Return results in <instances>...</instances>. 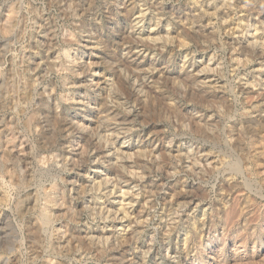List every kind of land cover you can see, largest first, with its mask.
<instances>
[{"label":"rangeland","instance_id":"374dc122","mask_svg":"<svg viewBox=\"0 0 264 264\" xmlns=\"http://www.w3.org/2000/svg\"><path fill=\"white\" fill-rule=\"evenodd\" d=\"M61 1L0 0V264H262L264 0Z\"/></svg>","mask_w":264,"mask_h":264},{"label":"bare ground","instance_id":"6f19581e","mask_svg":"<svg viewBox=\"0 0 264 264\" xmlns=\"http://www.w3.org/2000/svg\"><path fill=\"white\" fill-rule=\"evenodd\" d=\"M49 1V0H48ZM57 1V0H56ZM63 1V0H62ZM61 1V2H62ZM71 1V0H70ZM128 1V0H127ZM130 1V0H129ZM202 1V0H201ZM200 1V2H201ZM12 2V1H11ZM133 2V1H132ZM203 2V1H202ZM217 2V1H216ZM65 3V2H64ZM124 4H127L128 5V2H126V3H124ZM134 4V3H133ZM133 4H131V5H133ZM208 5H209V3H207ZM127 5H125V6H127ZM136 5V4H135ZM147 6V5H146ZM214 6V5H213ZM213 6H211V7H213ZM75 7V6H74ZM81 7V6H80ZM128 7V6H127ZM129 7H132V6H130L129 5ZM201 7H202V5H201ZM208 7V6H207ZM206 7V8H207ZM210 7V6H209ZM138 8V7H137ZM141 8V7H140ZM15 9V8H14ZM128 9V8H127ZM130 9V8H129ZM145 8H143V10H144ZM196 9V8H195ZM199 9H201V8H199ZM133 10H135V9H133ZM139 10V9H138ZM141 10H142V8H141ZM142 10V11H143ZM149 10V9H148ZM147 10V11H148ZM207 10V9H206ZM208 10H209V8H208ZM211 10V9H210ZM6 11H9V10H6ZM196 11V10H195ZM128 12L129 11H127V14H128ZM10 13V12H9ZM13 13V12H12ZM135 13H136V11H135ZM149 13V12H148ZM5 14V13H4ZM131 14V13H130ZM138 14H139V12H138ZM182 14V13H181ZM258 14V13H257ZM17 15V14H16ZM15 15V16H16ZM6 17V16H5ZM10 17V16H9ZM7 18V17H6ZM5 18V19H6ZM14 18V17H13ZM138 22H141L142 20H143V18H144V14L143 13H141V14H139L138 15ZM147 18V17H146ZM228 18V17H227ZM9 19V18H8ZM150 19H151V17H150ZM7 21V20H6ZM13 21V20H12ZM12 21H11V23H12ZM151 21V20H150ZM201 21V20H200ZM231 21V20H230ZM2 22V21H1ZM10 22V21H9ZM190 22V21H189ZM6 23H8V22H6ZM182 23V22H181ZM9 24V23H8ZM164 24V23H163ZM184 24V23H183ZM140 25H142V24H140ZM199 25V24H198ZM122 26V25H121ZM147 26H149V25H147ZM262 26V25H261ZM15 28V27H14ZM157 28V27H156ZM159 29V28H158ZM163 29V28H162ZM175 29V28H174ZM150 30V29H149ZM165 30V29H164ZM167 30H169V29H167ZM188 30V29H187ZM235 30V29H234ZM144 31V30H143ZM154 32V30H153V28L151 29V32L149 33V34H152ZM156 32V31H155ZM168 32V31H167ZM236 32V31H235ZM157 33V32H156ZM170 33V32H169ZM174 34V33H173ZM176 34V33H175ZM122 35V34H121ZM141 35V34H140ZM148 35V34H147ZM182 35V34H181ZM253 35V37H256V33H253L252 34ZM250 38L251 37H249V39H248V42H250L251 40H250ZM253 39V38H252ZM258 39V38H257ZM245 40V39H244ZM250 40V41H249ZM259 40V39H258ZM257 41V40H256ZM253 45V43H250V44H248V45ZM247 48V47H246ZM251 49V48H250ZM140 50H143V49H140ZM139 50V51H140ZM145 50V49H144ZM138 51V52H139ZM3 52V51H2ZM264 52V51H263ZM259 53V54H264V53ZM67 53V52H66ZM143 53V52H142ZM146 53V52H145ZM187 56V55H186ZM131 59H132V57H131ZM135 59V58H134ZM137 60H138V58H137ZM130 61V60H129ZM129 61H128V63H129ZM132 61V60H131ZM149 62V61H148ZM131 64V63H130ZM133 64V63H132ZM136 65V64H135ZM159 66V65H158ZM191 67V66H190ZM204 67V66H203ZM140 68V67H139ZM44 71V70H43ZM154 71V70H153ZM150 72V71H149ZM169 72V71H168ZM199 73V72H198ZM36 75V74H35ZM142 75V74H141ZM150 75H152V74H150ZM200 75V74H199ZM203 77H201V78H204L205 80H206V78L208 77V75H205V74H201ZM149 77V76H148ZM144 78V77H143ZM197 78H199V77H197ZM150 79V78H149ZM140 81V80H139ZM192 81V80H191ZM201 81V80H200ZM209 82H211L212 81V79H209L208 80ZM145 82V81H144ZM147 82V81H146ZM206 82H207V80H206ZM3 83V82H2ZM203 83V82H202ZM4 84V83H3ZM139 84V83H138ZM205 84V83H204ZM243 85V84H242ZM139 86V85H138ZM196 86V85H195ZM218 86V85H217ZM249 86V85H248ZM243 88H246L245 86H242ZM248 88V87H247ZM158 90V89H157ZM128 108H130V107H128ZM115 115V114H114ZM118 117V116H117ZM124 117V116H123ZM122 117V118H123ZM106 118V117H105ZM119 118V117H118ZM117 120V119H116ZM126 120V119H125ZM200 120V119H199ZM68 121V120H67ZM103 121V120H102ZM114 121V120H113ZM100 122V121H99ZM70 123V122H69ZM125 123H127V122H125ZM66 125V124H65ZM64 125V126H65ZM125 125V124H124ZM70 128H72V127H70ZM114 129V128H113ZM74 130V129H73ZM115 131V130H114ZM77 132V131H76ZM112 132V131H111ZM9 136V135H8ZM117 137L115 138L114 137V140H113V142L110 144L111 146L110 147H108V149L107 150H109L110 152H117V153H119V152H122V153H127L128 151H130V148L132 147H130L128 144L127 145H125V142L124 141H121V138H120V136L119 135H116ZM66 137V136H65ZM124 137V136H123ZM153 137V136H152ZM156 138V137H155ZM109 139V138H108ZM125 139V138H124ZM78 140H80L79 138H78ZM88 140V139H87ZM146 140V139H145ZM94 141V140H93ZM138 141V140H137ZM147 141V140H146ZM158 142V141H157ZM13 143V142H12ZM92 143V142H91ZM150 143V142H149ZM23 144V143H22ZM77 144V143H76ZM81 144V143H80ZM97 144V143H96ZM16 145V144H15ZM120 145V146H119ZM72 146V145H71ZM70 146V147H71ZM96 147V146H95ZM144 148H146L145 146H143ZM148 147V146H147ZM149 147H151V146H149ZM168 147V146H167ZM175 147V146H174ZM69 148V147H68ZM173 148V147H172ZM93 149V148H92ZM162 149H164V148H162ZM96 150V149H95ZM99 150V149H98ZM97 150V151H98ZM134 150V149H133ZM133 150H132V152H133ZM138 150H139V148H138ZM137 150V151H138ZM155 150V149H154ZM178 150V149H177ZM83 151V150H82ZM167 151V150H166ZM170 151V150H169ZM85 152H87V151H85ZM84 152V153H85ZM92 152V151H91ZM131 152V151H130ZM129 152V153H130ZM153 153L152 154H154V151H152ZM171 152V151H170ZM174 152V151H173ZM178 152H180L179 150H178ZM83 153V152H82ZM81 153V154H82ZM98 153V152H97ZM100 153H101V151H100ZM157 153V152H156ZM156 153H155V155H156ZM175 153V152H174ZM193 153V152H192ZM59 154V153H58ZM66 154H67V152H66ZM121 154V153H120ZM186 154V153H185ZM83 155V154H82ZM93 155V154H92ZM94 155H96V154H94ZM99 155V154H98ZM193 155V154H192ZM89 156V155H88ZM130 156V155H129ZM190 156V155H189ZM207 156V155H206ZM220 156V155H219ZM250 156V155H249ZM253 156V155H252ZM86 157V156H85ZM92 157V156H91ZM98 157V156H97ZM97 157H95V158H97ZM194 157H196V156H194ZM198 157H199V155H198ZM223 157V156H222ZM248 157V156H247ZM246 157V158H247ZM251 157V156H250ZM255 157H257V159L258 160H262L261 162H259V163H255L256 164V166H255V168H253V170H252V168H248V170H252V172H254L255 170L257 171V172H264V155L261 153V155H259V156H255ZM58 158H60L59 157V155H58ZM57 158V159H58ZM74 158V157H73ZM76 158V157H75ZM87 158V157H86ZM147 158V157H146ZM185 158V157H184ZM211 158V156H207L206 158H202V160H205V161H207L206 163H208V160ZM232 158V157H231ZM100 159V158H99ZM189 159H190V157H189ZM195 159V158H194ZM213 159H214V157H213ZM227 159V158H226ZM225 159V160H226ZM245 159V158H244ZM256 159V160H257ZM64 160V159H63ZM82 160V159H81ZM89 160V159H88ZM114 160V159H113ZM196 160V159H195ZM216 160V159H215ZM249 160V159H248ZM122 161V160H121ZM198 161H201V160H198ZM222 160H220V162H221ZM224 161V160H223ZM236 161V160H235ZM239 161V160H238ZM79 162V161H78ZM141 162V161H140ZM187 162V161H186ZM204 162V161H203ZM210 162V161H209ZM237 162V161H236ZM240 162V161H239ZM239 162H237V163H234V165H233V170L236 172V173H241V171L242 170H246V169H244V167L239 163ZM243 162H246L245 160H243ZM124 163V162H123ZM212 163V162H211ZM210 163V164H211ZM251 163V162H250ZM81 164V163H80ZM126 164V163H125ZM193 164V163H192ZM195 164V163H194ZM194 164L192 165V166H194ZM201 164H202V162H201ZM210 164H208V165H210ZM215 164V163H214ZM223 164H225V163H223ZM121 166H122V164H120ZM189 165V164H188ZM196 165V164H195ZM206 165V164H205ZM252 165V164H251ZM251 165H249V167L251 166ZM129 166V165H128ZM211 166V165H210ZM222 166V165H221ZM246 166V165H245ZM120 167V166H119ZM127 167V166H126ZM195 167V166H194ZM204 167V166H203ZM218 167V166H217ZM99 168L101 169V167L99 166ZM197 168L199 169L200 168V166H198L197 165ZM209 168V167H208ZM246 168V167H245ZM202 168H200L199 170H201ZM255 169V170H254ZM86 170V169H85ZM102 170V169H101ZM106 170V169H105ZM248 170H246L247 172H248ZM196 171H198V170H196ZM230 171V170H229ZM116 172V171H115ZM114 172V173H115ZM199 172V171H198ZM234 172V173H235ZM109 173V172H108ZM117 173V172H116ZM200 173V172H199ZM256 173V172H255ZM14 174V173H13ZM84 174H85V172H84ZM107 174V173H106ZM124 174V173H123ZM264 174V173H263ZM107 175H109V174H107ZM113 175V174H112ZM241 175V174H240ZM106 176V175H105ZM117 176V175H116ZM20 177V176H19ZM107 177V176H106ZM113 177V176H112ZM133 177V176H132ZM119 178V177H118ZM96 179V178H95ZM128 179H130V178H128ZM143 179H145V178H143ZM232 180V179H231ZM99 181V180H98ZM144 181V180H143ZM228 181V180H227ZM239 181V180H238ZM18 182V181H17ZM84 182H86L87 183V181H84ZM124 182V181H123ZM122 182V183H123ZM128 182V181H127ZM230 182V181H229ZM89 183V182H88ZM92 183V182H91ZM106 183V182H105ZM132 183V182H131ZM134 183V182H133ZM146 182L144 181V184H145ZM231 183V182H230ZM235 183H236V181H235ZM95 184V183H94ZM99 184V183H98ZM240 184V183H239ZM113 186V191L110 193V194H112V200H111V198H105V200H100L97 204L99 205V207H100V209H102V210H106L107 212L108 211H112V212H114V214L116 215V217L118 218V220L121 222L120 223V229H121V232H123L122 233V237H123V234H130V237L131 236H135V235H133L132 233H130V232H134L135 230H136V228L138 227V222H139V218L140 219H142L141 217H139L140 215H137V214H135V207H134V202H133V195L131 194V196L130 195H128V192L126 191V190H123L122 189V187L125 185H123V186H120L119 184V188H117V187H115V183L113 184V181H111L110 179L109 180H107V183H106V185H103L104 187H108V186ZM132 185H134V184H132ZM151 186V185H150ZM241 186V185H240ZM93 187V186H92ZM145 187V186H144ZM88 188V187H87ZM103 188V187H102ZM111 188V187H110ZM129 188V187H128ZM146 188H147V186H146ZM153 188V187H152ZM151 188V189H152ZM264 188V187H263ZM140 189V188H139ZM233 189V188H232ZM239 189V188H238ZM100 190V189H99ZM137 190V189H136ZM135 190V191H136ZM179 190V189H178ZM183 190V189H182ZM181 190V191H182ZM102 191V190H101ZM134 191V192H135ZM143 191V190H142ZM145 191V190H144ZM167 191V190H166ZM229 191V190H228ZM147 193H148V191H146ZM145 192V193H146ZM144 192H143V195L145 194ZM171 193V192H170ZM230 193V192H229ZM233 193V192H232ZM100 193H98V195H99ZM134 194V193H133ZM137 194H140V193H137ZM226 194V193H225ZM97 195V196H98ZM102 195V194H101ZM147 195V194H146ZM174 195V194H173ZM152 196V195H151ZM236 196V195H235ZM237 196H239V195H237ZM102 197H104V196H102ZM153 197V196H152ZM173 197V196H172ZM193 197V196H192ZM46 198V197H45ZM143 198V197H142ZM168 198V197H167ZM251 198V197H250ZM103 199V198H102ZM137 199V198H136ZM238 199V198H237ZM249 200V199H248ZM251 200V199H250ZM171 201V200H170ZM194 201H195V199H194ZM229 201V200H228ZM242 201V200H241ZM52 202V201H51ZM50 201H49V203H51ZM91 202H93V201H91ZM141 202V201H140ZM145 202V201H144ZM185 202V201H184ZM36 203V202H35ZM55 203V202H54ZM149 203V202H148ZM96 204V203H95ZM198 204V203H197ZM233 204V203H232ZM246 204V203H245ZM91 205V204H90ZM92 205H94V204H92ZM195 205V204H194ZM227 205V204H226ZM237 205V204H236ZM248 205H249V203H248ZM248 205H245V206H243V208H248ZM260 205V204H259ZM47 206V205H46ZM140 206V205H139ZM234 206V205H233ZM258 206V205H257ZM190 207V206H189ZM196 207V206H195ZM236 207V206H235ZM252 207V206H251ZM256 207V206H255ZM49 208V207H48ZM47 208V209H48ZM188 208V207H187ZM197 208V207H196ZM225 208V207H224ZM257 208V207H256ZM44 209V208H43ZM47 209H45V210H47ZM55 209V208H54ZM54 209L53 210H51V211H54ZM136 209H138V208H136ZM228 209V208H227ZM226 209V210H227ZM238 209V208H237ZM78 210V209H77ZM93 210H94V208H93ZM40 211V210H39ZM38 211V212H39ZM56 211V210H55ZM105 211V212H106ZM205 211V210H204ZM240 211H241V209H240ZM239 211V212H240ZM247 211L248 212H246L247 214V218H250V216H252V214H254L253 212H249V211H252V209H247ZM42 212H43V210H42ZM48 212V211H47ZM238 212V213H239ZM260 212V211H259ZM262 212V211H261ZM140 213V212H139ZM43 214V213H42ZM51 214H52V212H51ZM110 214V213H109ZM146 214V213H145ZM171 214V213H170ZM262 214H264L263 212H262ZM47 215V214H46ZM55 215V214H54ZM107 215H108V213H107ZM110 215H113L112 213L110 214ZM205 215V214H204ZM211 215V214H210ZM239 215V214H238ZM237 215V213H236V209L235 208H233V209H231V211L229 212V214H228V218L230 219V220H232V221H234L235 219H236V217L238 216ZM48 216V215H47ZM208 216V215H207ZM255 216V215H254ZM259 216V215H258ZM41 217H42V215H41ZM48 217H50V215L48 216ZM53 217V216H52ZM245 217V216H244ZM257 217V216H256ZM256 217H254V218H256ZM145 218V217H144ZM173 218V217H172ZM205 218V217H204ZM262 218V217H261ZM49 219V218H48ZM47 219V220H48ZM176 219V218H175ZM174 219V220H175ZM252 219V218H251ZM258 219V218H257ZM40 220V219H39ZM41 220H44V219H41ZM50 220V219H49ZM114 220V219H113ZM246 220V219H245ZM255 220V219H254ZM259 220V219H258ZM263 220V219H262ZM46 221V220H45ZM203 222H204V220H202ZM43 222V221H42ZM140 222H141V220H140ZM230 222V221H229ZM243 222V221H242ZM248 222V221H247ZM254 222V221H253ZM260 222V221H259ZM262 222V221H261ZM45 223V222H44ZM115 223V222H114ZM167 223V222H166ZM176 223V222H175ZM231 223V222H230ZM237 223V222H236ZM255 223V222H254ZM253 223V224H254ZM264 223V222H263ZM52 224V223H51ZM172 224V223H171ZM246 224V223H245ZM244 224V225H245ZM261 224V223H260ZM42 225V224H41ZM40 225V226H41ZM48 225H49V223H48ZM177 225V224H176ZM231 225V224H230ZM237 225V224H236ZM116 226V225H115ZM209 226V225H208ZM246 226V225H245ZM250 226V225H249ZM258 226V225H257ZM108 227V226H107ZM119 227V226H118ZM142 227V226H141ZM144 227V226H143ZM142 227V228H143ZM204 227V226H203ZM227 227V226H226ZM230 227V226H229ZM256 226L254 225L253 226V228H255ZM261 227H262V225H261ZM35 228H37V227H35ZM41 228H43V227H41ZM112 228V227H111ZM114 228V227H113ZM141 228V229H142ZM228 228V227H227ZM231 228V227H230ZM252 228V229H253ZM140 229V228H139ZM242 229V228H241ZM245 229V228H244ZM261 229V228H260ZM41 230H43V229H41ZM117 230H119V229H117ZM247 230V229H246ZM170 231V230H169ZM250 231H251V229H250ZM254 231V230H253ZM261 231V230H260ZM243 232V231H242ZM263 232H264V229H263ZM77 233V232H76ZM88 233V232H87ZM100 233V232H99ZM102 233L104 234V233H107V234H109V235H111L112 234V231H109V230H102ZM250 233V232H249ZM81 234V233H80ZM101 234V233H100ZM118 234V233H117ZM137 234V233H136ZM243 234V233H242ZM245 234H246V231H245ZM34 235V234H33ZM89 235V234H88ZM88 235H86V237L88 236ZM94 235V234H93ZM105 235V234H104ZM225 235V234H224ZM250 235V234H249ZM83 236V235H82ZM102 236V235H101ZM108 236V235H107ZM255 236V235H254ZM260 236H261V234H260ZM38 237V236H37ZM84 238V237H83ZM89 238V237H88ZM107 238V237H106ZM114 238H115V236H114ZM164 238V237H163ZM33 239V238H32ZM68 238H66V240H67ZM250 239V238H249ZM252 239V238H251ZM264 239V238H263ZM39 240V239H38ZM69 240V239H68ZM186 240H187V238H186ZM193 240V239H192ZM245 240H246V238H245ZM260 240V239H259ZM65 242V241H64ZM67 242V241H66ZM73 242V241H72ZM74 242H76V241H74ZM73 242V243H74ZM78 242V241H77ZM136 242V241H135ZM186 241H184V243H185ZM243 242V241H242ZM246 242H247V240H246ZM256 242V241H255ZM187 243V242H186ZM136 244V243H135ZM189 244V243H188ZM58 245H59V242H58ZM68 245V244H67ZM185 245V244H184ZM141 246V245H140ZM146 247V246H145ZM135 248H136V246H135ZM120 249H121V247H120ZM151 249V248H150ZM174 251V250H173ZM52 253V252H51ZM53 254V253H52ZM246 254V253H245ZM257 254L259 255V256H261V258L264 260V242L262 243L261 242V244H260V247H258V250H257ZM251 255V254H250ZM244 257V256H243ZM135 258V257H134ZM171 259V258H170ZM252 260V259H251ZM263 260L261 261L262 262V264H263ZM238 261V260H237ZM253 261H255V260H253ZM232 262V261H231ZM234 262H235V260H234ZM127 263V262H126ZM241 263V262H240ZM53 264V263H52ZM59 264V263H58ZM129 264V263H128ZM235 264V263H234ZM247 264V263H246Z\"/></svg>","mask_w":264,"mask_h":264}]
</instances>
